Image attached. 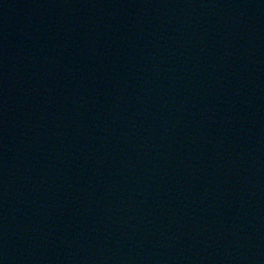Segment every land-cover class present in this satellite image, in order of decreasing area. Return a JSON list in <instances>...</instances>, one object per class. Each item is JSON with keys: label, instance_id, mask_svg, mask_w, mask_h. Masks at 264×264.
<instances>
[{"label": "water", "instance_id": "obj_1", "mask_svg": "<svg viewBox=\"0 0 264 264\" xmlns=\"http://www.w3.org/2000/svg\"><path fill=\"white\" fill-rule=\"evenodd\" d=\"M0 264H264V0H233Z\"/></svg>", "mask_w": 264, "mask_h": 264}]
</instances>
